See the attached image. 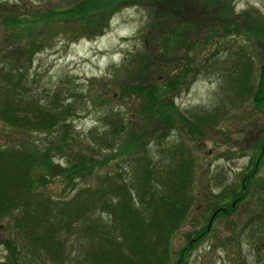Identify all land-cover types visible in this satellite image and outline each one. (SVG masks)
Masks as SVG:
<instances>
[{"label": "trees", "instance_id": "obj_1", "mask_svg": "<svg viewBox=\"0 0 264 264\" xmlns=\"http://www.w3.org/2000/svg\"><path fill=\"white\" fill-rule=\"evenodd\" d=\"M119 1L76 0L60 8L28 9L25 14L2 1L0 6L5 7H0V26L15 41L31 38L37 26L53 21H62L64 27L68 23H72L71 27L79 25L83 30L102 20L107 23L120 5ZM214 1H202L200 9L205 13L189 24L177 23L174 21L177 17L170 12H160L155 17L156 24L152 26L158 25V33L144 40L148 45L143 55L144 64L134 76L116 83L118 98L136 100L132 115L142 122L133 127L132 121L125 122L110 107L104 111L105 129L90 130L86 138L92 144L90 148L112 153L101 159H93L80 151L73 153V159L69 155L68 165L61 173L65 172L67 185L73 184L74 191L66 197L48 195L42 188L45 174L39 171L47 168L45 164H52L53 154L64 153L76 142L72 135L68 136L72 130L71 119L79 113L76 100L72 101L75 94L64 96L57 85L43 96L33 95L21 67L17 66L18 62L25 61L24 53L17 46L11 47L12 44L9 45L11 50L0 49L1 63L14 62L9 69L0 65V125L13 131L46 136L44 143L26 139L15 145L0 144V220L9 218L14 239V242L11 238L4 239L8 257L1 264H17V240L31 255L40 252L49 264H65L69 258L75 264L171 263V237L193 202L189 193L193 164L179 147L175 151L160 145V139H164L174 124L173 96L181 91L188 76L186 67L170 71L166 61L176 51L178 55L180 47L186 44L183 57L187 67L192 65L198 47L207 42L204 37L207 34L212 36L218 32L223 37L246 34L264 39L260 23L249 14L245 11L234 13L226 5L214 4ZM198 26L204 28L203 39L193 42L188 31ZM97 29L100 32V26ZM148 41L153 48H149ZM33 42L31 39L30 43ZM8 53H11L10 58L15 56L12 61L8 60ZM231 62L232 75L227 84H231L232 96H250L252 90V102L264 107V60L256 77L251 73V60L244 51L234 52ZM215 64V61H207L204 70L208 72ZM109 98L111 96L101 99L99 104L108 102ZM174 113L182 115L177 108ZM156 125H160L161 134H155ZM122 133L124 138H121ZM145 135H156L158 157L149 154L142 140ZM116 157L125 162L123 174L117 167L96 175L93 183L85 182L95 167ZM76 181L81 182L77 187ZM215 213L216 209L212 214ZM198 235L197 231L185 235L174 257L175 264H180L190 252ZM70 237L74 248L67 250L66 242Z\"/></svg>", "mask_w": 264, "mask_h": 264}, {"label": "rangeland", "instance_id": "obj_2", "mask_svg": "<svg viewBox=\"0 0 264 264\" xmlns=\"http://www.w3.org/2000/svg\"><path fill=\"white\" fill-rule=\"evenodd\" d=\"M2 1L25 14L28 9L60 8L76 0ZM202 1L209 0H121L107 23L102 20L100 24L81 30L78 24L71 27L72 23H68L67 28L62 21H53L46 26H37L32 33L33 38L20 41L13 40L0 26V49L11 50L9 45L12 44L11 47L17 46L25 55V61L18 62L17 66L22 69L29 92L37 97L43 96L60 85L64 96L75 94L72 101L76 100L79 113L71 119L72 130L68 136L72 135L76 142H72L64 153L53 154L52 164H45L47 168L39 171L45 174L42 188L48 195L60 198L74 191L73 184L67 185L65 172L61 173L68 165L69 155L73 159V153L80 151L93 159H101L112 153L94 146L90 148L92 144L86 138L90 130L100 132L105 129L103 114L109 107L125 122L132 121L133 127L142 122L132 115L136 100L132 97L118 98L116 83L134 76L144 64L143 55L148 50L144 40L158 33V25H152L156 24L155 17L160 12H170L171 16L177 17L174 21L181 25L189 24L205 13L200 9ZM217 2L237 14L245 11L260 23L264 35V0ZM203 29L191 27L188 37L193 42L203 39ZM207 35H204L207 42L198 47L192 65L187 67L183 57L186 44L180 47L178 55L175 50L174 56L166 61L168 70L177 72L186 67L188 76L181 91L173 96L174 124L164 139H160V145L175 151L179 147L193 164L189 188L193 202L171 237L170 264H175L174 257L185 235L196 231L199 235L194 240L195 244L180 264H264V107L252 102V90L248 92L250 96H232L231 84H227L232 75L231 61L237 51H244L250 58L251 73L257 76L259 65L264 60V39L246 34L223 37L218 32ZM31 39L33 43H30ZM148 42L149 48H153ZM10 56L8 53L7 58L12 61L15 56ZM1 60L0 57V65L5 69L14 64L1 63ZM209 60L216 64L207 72L204 64ZM109 96L108 102L99 104L101 99ZM175 108L181 116L174 113ZM159 126L156 125L155 134H161ZM155 136L145 135L142 139L154 158L158 157L156 151L159 147ZM124 137L122 133L121 138ZM26 139L44 143L46 136L43 133L13 131L0 125V144L15 145ZM124 165V160L119 157L109 158L95 167L85 182L93 183L96 175L117 167L122 173ZM80 183L76 181L75 187ZM237 192L238 196H235ZM214 209L217 213L212 214ZM9 222L7 217L0 220V262L8 257L4 239L11 238L14 242ZM71 238L67 239V250L74 248ZM15 242L19 252L17 264H49L40 252L31 255L25 246L21 247V242ZM72 263L71 258L65 260V264Z\"/></svg>", "mask_w": 264, "mask_h": 264}, {"label": "flooded vegetation", "instance_id": "obj_3", "mask_svg": "<svg viewBox=\"0 0 264 264\" xmlns=\"http://www.w3.org/2000/svg\"><path fill=\"white\" fill-rule=\"evenodd\" d=\"M207 227H208V225H207Z\"/></svg>", "mask_w": 264, "mask_h": 264}]
</instances>
